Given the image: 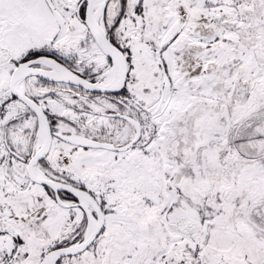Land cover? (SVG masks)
<instances>
[{
    "label": "snow or ice",
    "instance_id": "snow-or-ice-1",
    "mask_svg": "<svg viewBox=\"0 0 264 264\" xmlns=\"http://www.w3.org/2000/svg\"><path fill=\"white\" fill-rule=\"evenodd\" d=\"M0 264H264V0H0Z\"/></svg>",
    "mask_w": 264,
    "mask_h": 264
}]
</instances>
